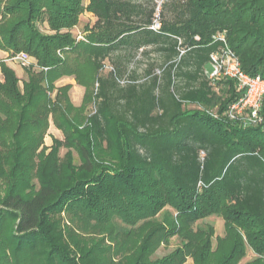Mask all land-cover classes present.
I'll use <instances>...</instances> for the list:
<instances>
[{"label":"trees","instance_id":"1","mask_svg":"<svg viewBox=\"0 0 264 264\" xmlns=\"http://www.w3.org/2000/svg\"><path fill=\"white\" fill-rule=\"evenodd\" d=\"M160 1L0 0V50L35 62L22 81L0 61V264H264V131L205 76L226 32L264 78V0Z\"/></svg>","mask_w":264,"mask_h":264},{"label":"built area","instance_id":"2","mask_svg":"<svg viewBox=\"0 0 264 264\" xmlns=\"http://www.w3.org/2000/svg\"><path fill=\"white\" fill-rule=\"evenodd\" d=\"M161 2H158L160 10ZM158 18V16H156ZM159 20H156L152 29L160 30ZM77 40H85L79 35ZM214 42L222 43L219 51L210 55V70H206L205 76L211 81L213 86L221 79L232 80L237 86L239 96L228 107L225 115L231 122H238L245 128L261 127L264 131V78L262 75H247L243 69L241 61L237 54L228 46L226 32H220L213 36ZM18 62L24 68H30L35 62L33 58L21 53L10 59ZM212 116L217 117L216 111L209 112ZM204 156V153H202Z\"/></svg>","mask_w":264,"mask_h":264},{"label":"rangeland","instance_id":"3","mask_svg":"<svg viewBox=\"0 0 264 264\" xmlns=\"http://www.w3.org/2000/svg\"><path fill=\"white\" fill-rule=\"evenodd\" d=\"M86 3H87V0H84V4H86ZM80 21L81 22H80L79 26L73 30V34L76 36H79V35L84 36L82 34H84L83 32H84L85 28L87 27V25H89V24L91 25L93 23V20H91V18L89 16H86V15L81 16ZM43 29L46 30V28L44 26L42 27V30ZM70 80L64 81L62 84L58 85V87L60 88V86L70 85L67 83H72L73 84L72 89L68 93V100L74 106H80L82 104L84 96H85V94H84L85 89L83 87H81L80 85H78L75 82V80H72V79H70ZM190 108L191 109L195 108V106H192ZM90 111H92L91 107H90ZM90 111H89V113H90ZM50 124H51V126L47 132L46 137H45V146L46 147H51L53 145V141L55 139H59V140L64 139L62 131H59L55 127V125L52 123V121H50ZM66 151L67 150L64 148L61 150V152H60L61 157L66 154ZM75 157H76V163H77L78 162L77 153H75ZM206 222L212 223L215 226L216 236H220V237L224 236V222L220 218L211 217ZM179 244H180L179 240L172 239L167 247H162L158 250V252H157L158 256L167 255L168 252L173 250ZM247 251H248L247 257L244 260H242L241 264H245L246 262L251 261L255 257L252 251H250L249 249ZM191 263H192V261L189 260L187 264H191Z\"/></svg>","mask_w":264,"mask_h":264},{"label":"crops","instance_id":"4","mask_svg":"<svg viewBox=\"0 0 264 264\" xmlns=\"http://www.w3.org/2000/svg\"><path fill=\"white\" fill-rule=\"evenodd\" d=\"M88 3H89V0H87V3L86 4H84L85 6H87L88 5ZM83 15H86V16H89L90 18H91V20H93V23L91 24V25H93L94 23H95V18H94V16L91 14V13H89V12H87V13H85V14H83ZM82 15V16H83ZM81 18V17H80ZM81 22V21H80ZM90 25V24H89ZM79 26V25H78ZM77 26V27H78ZM84 34H82V35H84L83 37H86V28H85V30H84V32H83ZM78 37V36H77ZM11 58H10V54L8 53V52H4V51H1L0 50V61H2V60H4L5 62H6V64L9 66V67H11L14 71H16V73H17V75H18V77L23 81V80H26L27 79V75H26V69L23 67V66H21L18 62H13V61H11L10 60ZM0 77H1V70H0ZM71 78H61L60 79V81L59 82H57V87H58V85H60V84H62L64 81H67V80H70ZM72 80H75V79H72ZM71 81V80H70ZM76 82V81H75ZM67 84H70V85H73L72 83H67Z\"/></svg>","mask_w":264,"mask_h":264}]
</instances>
